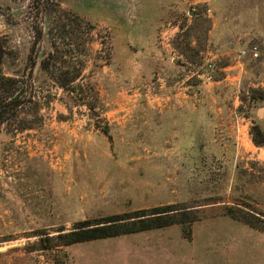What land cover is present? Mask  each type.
I'll use <instances>...</instances> for the list:
<instances>
[{"label": "rangeland", "instance_id": "rangeland-1", "mask_svg": "<svg viewBox=\"0 0 264 264\" xmlns=\"http://www.w3.org/2000/svg\"><path fill=\"white\" fill-rule=\"evenodd\" d=\"M0 76V264H264V0H0ZM163 206L200 220L36 249ZM228 208L248 250L193 242Z\"/></svg>", "mask_w": 264, "mask_h": 264}, {"label": "trees", "instance_id": "trees-1", "mask_svg": "<svg viewBox=\"0 0 264 264\" xmlns=\"http://www.w3.org/2000/svg\"><path fill=\"white\" fill-rule=\"evenodd\" d=\"M0 78L2 81L14 82L13 79H6L2 76H0ZM68 84L69 83H59L61 88L64 89L67 88ZM22 101L23 99L19 98L7 102L0 99V127L7 123L9 118H11H8L7 114L15 116ZM23 129H26V127ZM253 143L258 147L264 148V134L258 127L254 128ZM226 210L227 213L224 215L231 216L254 227V224L251 221H248L246 218L239 219L238 216L234 215L233 209L228 208ZM177 211L178 209H176L175 206H163L96 221H86L77 224L74 230L69 233L59 234L57 238L53 240L49 237H41L44 236L45 233L40 231L38 236L41 238L36 245V249L49 251L55 247L70 246L78 243L118 237L147 230L162 229L168 226L185 225L186 223L192 224L193 222L200 220L198 217L189 218L186 212L178 213ZM179 216L183 217L178 218ZM187 238L192 239V235L189 233Z\"/></svg>", "mask_w": 264, "mask_h": 264}, {"label": "crops", "instance_id": "crops-1", "mask_svg": "<svg viewBox=\"0 0 264 264\" xmlns=\"http://www.w3.org/2000/svg\"><path fill=\"white\" fill-rule=\"evenodd\" d=\"M200 224H207V227L199 235L196 234V227H195L193 242L196 241L197 239H201V241H204V240L207 241L208 239H210L212 237V234L210 232H213L214 230L220 229V228H222L224 226L226 228L235 227L236 229L239 230V232H237V236L239 238H242V241L238 242V240L234 238V234L233 233H229L228 237L225 238V239L222 238L221 235L218 236L219 238L217 240H223L224 239L223 240L224 243L219 242L218 245L220 247L224 246L225 250L227 249V253H229V254L232 253L235 256L238 254V252L240 250H242V251H243V249H247L248 250V244L243 239L245 236L242 233V230H243V228H250V227L248 225L242 223L241 221L235 220V219H233L231 217H228V216H223V217H219V218H216V219L200 221L197 225H200ZM250 229H248V230H250ZM251 230L256 236L264 238V233H261V232H259L257 230H253V229H251ZM241 234H242V236H240ZM236 242H238V243H236ZM232 243H235V244H232ZM233 248L236 249V252L231 251Z\"/></svg>", "mask_w": 264, "mask_h": 264}, {"label": "water", "instance_id": "water-1", "mask_svg": "<svg viewBox=\"0 0 264 264\" xmlns=\"http://www.w3.org/2000/svg\"><path fill=\"white\" fill-rule=\"evenodd\" d=\"M261 114V111H260ZM22 243H18V245H21ZM16 244H13L11 246H15ZM9 248V245L0 246V251H4Z\"/></svg>", "mask_w": 264, "mask_h": 264}]
</instances>
